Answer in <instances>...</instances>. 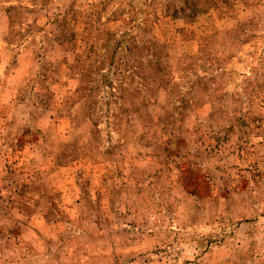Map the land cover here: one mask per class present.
I'll return each mask as SVG.
<instances>
[{
    "label": "rangeland",
    "instance_id": "rangeland-1",
    "mask_svg": "<svg viewBox=\"0 0 264 264\" xmlns=\"http://www.w3.org/2000/svg\"><path fill=\"white\" fill-rule=\"evenodd\" d=\"M0 264H264V0H0Z\"/></svg>",
    "mask_w": 264,
    "mask_h": 264
}]
</instances>
